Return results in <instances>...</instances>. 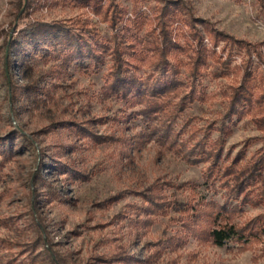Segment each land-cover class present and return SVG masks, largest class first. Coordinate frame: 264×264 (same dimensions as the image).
I'll use <instances>...</instances> for the list:
<instances>
[{
    "label": "rangeland",
    "instance_id": "374dc122",
    "mask_svg": "<svg viewBox=\"0 0 264 264\" xmlns=\"http://www.w3.org/2000/svg\"><path fill=\"white\" fill-rule=\"evenodd\" d=\"M184 1L196 17L259 45L264 57V0ZM115 2L124 13L118 29L128 24L130 17L150 16L160 4L158 0ZM108 3L109 0H0V140L14 130L26 133L36 145L0 153V264H49L41 256L32 263L28 251V244L38 237L29 203L30 199L33 205L34 189L39 192L40 203L33 212L38 215L45 244L48 240L51 255L61 256L65 264H264V238L243 252L237 251L233 243L218 247L198 243L192 236L181 238L185 239L181 242L177 239L181 235L177 234L181 228L178 212L172 205L165 206L166 214L144 211L147 203L140 192L153 183L159 182L158 192L170 202L192 205L210 200L221 203L223 190L215 192L204 182L207 164L189 165L153 141L138 147L125 141L145 122L140 116L130 115L138 106L130 107L119 98L105 95L108 55L104 63L76 60L62 68L61 47L48 42L31 43L22 30L34 21H62L86 37L95 34L105 46L111 31L98 11ZM13 22L17 25L15 33ZM7 33L24 42L30 69L19 66L15 54L10 56V66L5 64ZM139 54L138 51L130 62L138 75L145 76L152 65ZM179 56L183 61L178 78L185 79L186 58ZM244 59L243 51L234 50L223 77L212 75L215 64L204 69L194 80L196 98L179 113L175 128L189 122L188 126L200 130L198 138L206 131L210 141L218 139L222 133L215 127L223 121V94L240 78L236 66ZM252 59L256 60L254 56ZM27 85L34 87L37 94L27 92ZM12 86H18L13 94ZM212 124L214 129L208 127ZM228 124L230 133L224 137V147H234L231 157L242 150L246 139L261 135L247 115ZM260 145L259 140H253L245 158L249 159ZM53 157L70 164L78 177L70 180L68 175L54 174L50 169L42 174L49 189L34 183L31 174L36 173L38 165L47 171L44 166L52 163ZM49 190H56L57 196ZM118 193L123 194L121 199L107 202ZM261 210L262 207L246 206L235 220L241 222ZM42 250L40 245L33 254Z\"/></svg>",
    "mask_w": 264,
    "mask_h": 264
},
{
    "label": "trees",
    "instance_id": "16d2710c",
    "mask_svg": "<svg viewBox=\"0 0 264 264\" xmlns=\"http://www.w3.org/2000/svg\"><path fill=\"white\" fill-rule=\"evenodd\" d=\"M116 0H109L107 6L96 12L102 13L103 20L110 28L111 35L104 46L95 34L89 37L76 33L75 28L62 21H34L22 30L31 43H51L61 47L62 68L73 61L89 60L94 63H104L105 56L110 58V66L105 75L104 91L106 96L119 98L130 107L138 106V110L130 112L135 117L140 116L145 122L129 140H125L131 147L140 143L156 142L162 149L169 150L178 155L189 165L207 164V174L204 182L216 192L223 190V200L199 201L196 204L182 203L178 200H167L158 192L159 182L153 183L140 192L147 206L143 208L147 213H165V206L172 205L178 212L177 220L180 221L181 235L177 239L192 236L198 243H207L221 247L226 243L237 245V251L243 252L253 249L264 238V57L259 45L237 38L229 33L219 30L209 21L196 17L191 7L184 0H158L160 4L150 16L136 15L128 18L129 23L118 29L124 13L119 8ZM14 28L17 25L11 24ZM143 32L141 33V31ZM205 39L206 42L205 43ZM220 46L219 51L217 47ZM4 46L7 47L5 64L10 66L11 54H15L19 66L30 69L25 59L24 42L18 41L14 36L6 34ZM104 47L103 52L99 51ZM234 50L243 51L245 59L239 65L240 78L231 86L229 92H224L223 121L215 127L222 135L214 140H209V133L204 131L198 138V130L184 122L180 128H175L179 121V113L196 98L194 80L206 68L215 64L212 75L215 78L223 77L228 69ZM140 52L141 58L151 62L152 69L145 76L136 73L131 65V58ZM59 53V52H58ZM180 54L185 55L187 75L179 79V64L183 60ZM255 57V61L252 57ZM260 65L263 70H258ZM258 70V71H257ZM3 75L7 80L5 68ZM18 86H12L11 93ZM29 93L37 94L31 85L26 86ZM15 94V92H14ZM170 105H174L171 109ZM249 116L256 129L261 132L259 137L245 140L242 150L233 157L231 152L234 147L225 150V136L230 133L228 122L234 118L242 119ZM225 119L228 122H225ZM66 123V122H64ZM185 132H188L185 136ZM123 140V141H124ZM253 140H259L261 145L253 155L246 159L247 148ZM36 145L33 139L21 131H11L6 139L0 140V153H14L22 148L28 149ZM5 148V150H4ZM38 153H42L39 149ZM48 166L38 165L36 173H32L36 184L50 186L44 180L43 173L53 170L55 174L68 175L70 180L75 179L78 171L66 161L52 158ZM51 169V170H50ZM173 186L171 182H167ZM180 187V186H177ZM32 189L30 194L32 193ZM134 191V190H131ZM137 191V190H135ZM57 196L56 190L48 191ZM118 193L107 199L108 203L121 199ZM34 202L31 205V219L38 237L28 248L32 254L31 262L38 256L46 259L49 264H65L64 258L55 254L54 258L43 239V232L37 221V210L40 196L34 189ZM262 207L255 216L247 217L237 222L236 217L242 213L244 207ZM167 213V212H166ZM165 213V214H166ZM182 240L183 242L185 241ZM170 242L174 240L169 238ZM181 241V242H182ZM182 244V243H180ZM42 245L43 250L33 254L35 249ZM233 249V248H231ZM123 253V252H121ZM125 255V254H124Z\"/></svg>",
    "mask_w": 264,
    "mask_h": 264
},
{
    "label": "water",
    "instance_id": "95a60500",
    "mask_svg": "<svg viewBox=\"0 0 264 264\" xmlns=\"http://www.w3.org/2000/svg\"><path fill=\"white\" fill-rule=\"evenodd\" d=\"M11 35V34H10Z\"/></svg>",
    "mask_w": 264,
    "mask_h": 264
}]
</instances>
